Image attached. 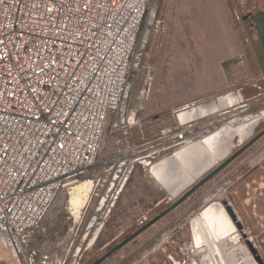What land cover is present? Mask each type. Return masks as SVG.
<instances>
[{
    "label": "rangeland",
    "instance_id": "1",
    "mask_svg": "<svg viewBox=\"0 0 264 264\" xmlns=\"http://www.w3.org/2000/svg\"><path fill=\"white\" fill-rule=\"evenodd\" d=\"M244 1L252 5L254 16L264 19V0H149L121 109L139 110L140 124L132 134L141 143L180 127L186 104L193 101L196 107L205 89L218 90L212 101L232 92L247 106L212 115L208 123L195 128L202 133L179 156L174 155L189 143L166 147L155 158L136 163L112 200L106 199L108 185L103 183L120 148V135L112 131L115 117L109 115L94 166L61 189L45 218L27 235L19 258L0 239V264H25L24 252L29 249L47 254L58 264H92L264 130L260 121L250 136L243 137L248 131L244 129L264 112V70L245 29L240 6ZM147 82L151 83L149 93ZM241 117L247 121L238 123ZM215 132L219 135L213 136ZM210 136V142H201ZM224 136H228L226 141ZM259 141L263 146L253 157L264 160V135L255 143ZM169 158L175 166L156 176L152 167ZM86 183L90 190L80 195H84L83 203L75 210L71 198ZM185 184L173 195L172 186L178 190ZM225 186L220 191L213 177L100 264H258L225 212L220 192L264 264V198L244 199L243 209L230 200ZM103 199L105 207L98 210ZM213 204L223 211L219 218L223 229L198 219L206 207L210 206L205 215L216 213Z\"/></svg>",
    "mask_w": 264,
    "mask_h": 264
},
{
    "label": "built area",
    "instance_id": "2",
    "mask_svg": "<svg viewBox=\"0 0 264 264\" xmlns=\"http://www.w3.org/2000/svg\"><path fill=\"white\" fill-rule=\"evenodd\" d=\"M148 4L0 0V239L17 258L61 189L94 166L109 115L120 135L103 183L110 200L136 163L202 133L180 122L153 142L133 138L139 110L121 102ZM24 258L58 264L36 249Z\"/></svg>",
    "mask_w": 264,
    "mask_h": 264
},
{
    "label": "crops",
    "instance_id": "3",
    "mask_svg": "<svg viewBox=\"0 0 264 264\" xmlns=\"http://www.w3.org/2000/svg\"><path fill=\"white\" fill-rule=\"evenodd\" d=\"M214 94H218V90L209 91L208 89H205L203 93L199 95V99L198 101H196L198 102V105L196 107H193V104L195 102L193 101L188 102V104H186L187 108L184 109V111L181 113V117H179L181 119L180 122L189 123L195 129L202 124L208 123L209 118L214 114L224 112L229 108H236L237 110V109H243L244 105L247 106V104L243 105V101L238 99V97L232 92L230 93V95H223L218 99H213L212 101L211 97ZM217 96L215 98H217ZM241 112H243V110H241L239 114H241ZM243 118L245 117L238 118L237 119L239 120L238 123L241 122L242 124L247 121V120H242ZM232 122L233 120L231 121V124H233ZM235 126L233 125L232 127L235 128ZM216 135L219 134L215 132L213 136ZM213 136L203 139L202 140L203 143L210 142L209 140L213 138ZM223 138L226 141L228 136H224ZM193 144L194 143H189L186 148L179 151L174 156L176 155L179 156L180 154H182L184 150H186L188 147H191ZM261 146H263L262 141L254 143L245 152H243L237 159L231 162L227 168H224L214 176V186L219 187L221 191V189H223V186L226 185L225 187L227 188V192L230 195L231 198L230 200H233V202L236 205H238V207L240 205L243 209L244 206L242 202L244 199H248L250 197L257 202L258 199L264 198V192H263L264 190H262L264 188V169H263L264 160L263 159L257 160L256 158L253 157ZM170 166L172 167L175 166V163H172L169 158L166 161H163L161 164H157L153 166L152 171L157 176V174L159 175V173L162 171L168 172V170H170ZM196 177L197 176L195 175L193 179H195ZM189 182L190 181L186 183L189 185ZM167 184L168 182L166 181L165 185ZM169 186L171 187V185ZM185 186L186 184L184 186H179L180 188L178 190H177V186L176 187L172 186L171 192H173V195L177 194L181 189H184ZM219 196L221 200L224 199L225 197V195H223V192H220ZM212 206L215 207V209L217 210L216 213H213L212 216H209L207 214L205 215V212L210 208L209 206L206 207L199 214L200 218L198 219H203L204 222L210 225L212 224L214 226V229L215 228L218 230L223 229L221 228L222 226L220 227V222H219L220 221L219 218L222 217L223 211L220 207L214 204ZM258 213L260 212L258 211ZM229 231H231L230 228Z\"/></svg>",
    "mask_w": 264,
    "mask_h": 264
},
{
    "label": "water",
    "instance_id": "4",
    "mask_svg": "<svg viewBox=\"0 0 264 264\" xmlns=\"http://www.w3.org/2000/svg\"><path fill=\"white\" fill-rule=\"evenodd\" d=\"M241 6V13L243 16V22L245 25L246 32L248 34L249 40L252 44V47L254 49L255 55L257 57V60L260 64V67L262 70H264V40L260 33L259 26L257 24V21L255 19V16L253 14L252 5L247 3L246 1L242 2L240 4ZM264 135V130L255 135L251 140H249L245 145H243L241 148H239L235 153H233L229 158H227L224 162H222L218 167H216L214 170H212L210 173H208L206 176H204L201 180H199L192 188H190L177 202H175L172 206L158 214L155 218H153L151 221H149L147 224H145L143 227H141L139 230L128 236L123 242L116 245L114 248L109 250L103 257L96 260L92 264H100L105 259H107L109 256H111L113 253L121 249L124 245L135 239L138 235H140L142 232H144L146 229H148L150 226L155 224L157 221H159L161 218H163L166 214H168L170 211L175 209L177 206H179L181 203H183L190 195H192L199 187L204 185L206 182H208L210 179H212L216 174H218L221 170L226 168L231 162H233L235 159H237L243 152H245L249 147H251L257 140H259ZM131 170L128 172V175L130 174ZM125 181L122 183L121 188L125 184ZM120 188V189H121ZM221 204L223 205V208L225 212L227 213L228 217L232 221V223L237 228L240 236L244 239L245 244L247 245V248L249 249L250 253L253 256V259L258 264H263L262 259L260 256H258L256 249L253 247L252 243L246 238L245 234L242 232L241 224L237 219V216L231 207V205L228 203L227 200L222 199Z\"/></svg>",
    "mask_w": 264,
    "mask_h": 264
},
{
    "label": "bare ground",
    "instance_id": "5",
    "mask_svg": "<svg viewBox=\"0 0 264 264\" xmlns=\"http://www.w3.org/2000/svg\"><path fill=\"white\" fill-rule=\"evenodd\" d=\"M260 119H256V120H254V121H252V123L250 124V126H246L247 127V129L245 128L244 129V131H246V130H248L247 131V133H245L244 135L245 136H243L244 138L245 137H247V136H250L251 134H252V132H253V129L255 128V126L260 122V121H264V112H262V113H260ZM206 141V140H205ZM191 142V141H190ZM203 142V141H202ZM189 143V142H188ZM193 146V145H192ZM91 186H90V183H86V184H82V185H80V187H78L77 189H76V193L73 195V197L71 198L72 200H71V202H72V208H74L75 210H77L78 208H80L81 207V205H82V203H83V201L81 200V197L83 198V196H80L82 193H87L90 189ZM81 188V189H80ZM73 193V192H72ZM70 202V203H71ZM77 212V211H76ZM230 230H231V228H230ZM97 232H98V230L97 231H95V234H94V238H95V235H97ZM219 236V235H218Z\"/></svg>",
    "mask_w": 264,
    "mask_h": 264
},
{
    "label": "flooded vegetation",
    "instance_id": "6",
    "mask_svg": "<svg viewBox=\"0 0 264 264\" xmlns=\"http://www.w3.org/2000/svg\"><path fill=\"white\" fill-rule=\"evenodd\" d=\"M258 12V11H257ZM255 19H256V21H257V24H258V26H259V30H260V33H261V35H262V37H263V40H264V36H263V34H262V31H264V19L262 18V16L260 17V16H255ZM261 28L263 29V30H261ZM197 223H198V221H197ZM134 240V239H133ZM124 241V240H123ZM122 241V242H123ZM128 244V243H127ZM126 244V245H127ZM125 246V245H124ZM123 246V247H124Z\"/></svg>",
    "mask_w": 264,
    "mask_h": 264
}]
</instances>
